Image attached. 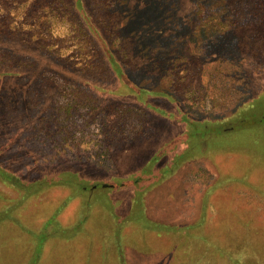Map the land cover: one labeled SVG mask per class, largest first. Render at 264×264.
Segmentation results:
<instances>
[{
	"label": "rangeland",
	"instance_id": "1",
	"mask_svg": "<svg viewBox=\"0 0 264 264\" xmlns=\"http://www.w3.org/2000/svg\"><path fill=\"white\" fill-rule=\"evenodd\" d=\"M59 1L0 0V264H264V0Z\"/></svg>",
	"mask_w": 264,
	"mask_h": 264
},
{
	"label": "trees",
	"instance_id": "2",
	"mask_svg": "<svg viewBox=\"0 0 264 264\" xmlns=\"http://www.w3.org/2000/svg\"><path fill=\"white\" fill-rule=\"evenodd\" d=\"M107 1H109V0H107ZM238 1H240V0H238ZM59 3L61 4V6L64 4V1L63 0H60L59 1ZM240 3H241V1H240ZM242 4V3H241ZM238 5H240V4H238ZM204 10V11H203ZM76 11H77V13H78V15H79V18L80 19H82V23H83V26L85 25V30L87 29V30H90L89 32L93 35V37L98 41V44L103 48V50H106V54H107V56H109V58L111 59V58H113V54H111V52L109 51V45H108V43H107V38L102 34V32L103 33H105V28L102 26V24H101V22H97V20L95 21V19H93V17H92V15H89L88 13H87V11L85 10V9H83L82 8V6L79 4V3H77L76 4ZM239 12H241L240 11V9H239V11H237L236 12V14L238 15L239 14ZM200 14H203V13H205V9L204 8H202V10H200V12H199ZM96 22V24L95 25H93L92 23H91V21H92V19ZM89 19H91V21L89 20ZM93 22V21H92ZM96 25H97V27H96ZM91 27V28H90ZM92 29H94V30H92ZM106 35V34H105ZM5 47L7 48V47H9V44L8 43H6L5 44ZM10 48V47H9ZM2 64V63H1ZM0 64V65H1ZM12 64H9V66H11ZM3 66H1V68H2ZM1 74V73H0ZM203 123H205V122H203ZM202 124V123H201ZM1 174H3L4 175V178H5V180L6 181H8V182H11V183H13L14 185H16V186H18V187H20V188H22V189H24V190H27V191H36L38 188H40V186H42L43 185V181L44 180H39V179H33V180H31L30 182L29 181H27V182H24V181H22L18 176H16V175H13V174H11V173H9V172H7V171H3L1 168H0V175ZM68 174H72V173H62L61 174V176L59 175L58 177H55L56 179H52V180H54V181H59L60 179L62 180V181H64L65 180V178L67 177L70 181H74L75 179H73V178H69L67 175ZM63 175V176H62ZM76 175H77V173H76ZM63 178V179H62ZM69 180H65V181H69ZM76 181V180H75ZM31 189H34V190H31ZM27 193V192H26Z\"/></svg>",
	"mask_w": 264,
	"mask_h": 264
}]
</instances>
